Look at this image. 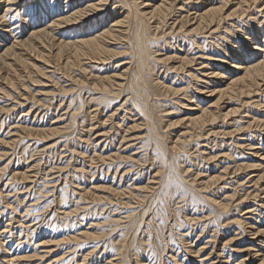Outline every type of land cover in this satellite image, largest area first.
Listing matches in <instances>:
<instances>
[{
  "label": "rangeland",
  "instance_id": "obj_1",
  "mask_svg": "<svg viewBox=\"0 0 264 264\" xmlns=\"http://www.w3.org/2000/svg\"><path fill=\"white\" fill-rule=\"evenodd\" d=\"M91 1L50 0L45 12V0L0 6V53L29 38V47L15 49L27 66L0 62V264H264V80L242 85L243 69L218 63L250 52L248 63L264 60V0H177L156 38L150 21L148 36L164 60L152 77L159 81H142L149 120L122 84L131 56L118 32L125 27H113L118 37L107 39L106 61L81 56L71 63V49L55 46L123 18L117 0H104V13L84 25L52 24ZM59 2L67 7L54 10ZM212 6L223 8L215 33L206 24L191 31ZM43 28L47 38H30ZM186 58L193 62L180 69ZM213 69L226 78H210ZM202 112L205 125L189 122Z\"/></svg>",
  "mask_w": 264,
  "mask_h": 264
},
{
  "label": "bare ground",
  "instance_id": "obj_2",
  "mask_svg": "<svg viewBox=\"0 0 264 264\" xmlns=\"http://www.w3.org/2000/svg\"><path fill=\"white\" fill-rule=\"evenodd\" d=\"M19 0H4V2L3 3H0V6L1 7H3V8H5L6 6H7V4H9V3H11V4H16L17 2H18ZM48 1H50V0H45V2L41 5V7H42V11L41 12H45L46 11V9H47V7H48ZM68 1V0H67ZM119 3H120V7L122 8V9H124L123 10V18L121 19V20H116V21H114V22H112V26L111 25H108V26H106V25H104V28H102V29H100L99 31H97L95 34H93V35H89V34H87L86 36H84V37H77V38H75V37H72V38H75V40L74 39H71L70 38V35H69V39L68 40H60V41H58V42H55V43H53V44H55V46L57 47V50H58V52L59 53H61L62 51H64V50H67V49H71V55H72V59L71 60H73L71 63H73V62H75V61H77L81 56H84V57H86L87 59H89V60H91V61H93V60H96V59H98V60H100V61H102V60H105V55L107 54V55H109V53H111V49L109 50V49H107L108 47H106L107 45L106 44H108V41H107V39H111V38H113V37H115L116 38V36L118 37V35L115 33V30L113 29V27H125L123 30H118V32H120V34L122 33V34H124L125 36V39H126V42H127V45L126 46H128V48H127V50L126 51H128L129 50V53H130V62H129V66L128 67H126V72H125V76H126V79H125V83H122L123 84V86H124V88L126 87V90H127V93L128 94H130V96H129V99H128V101H130V102H132L135 106H137L138 108H140L141 110H142V113H143V115L149 120L150 119V113H152V112H149L148 111V109H147V107H146V97H147V92H146V90L143 88V83H142V81H144L145 83H146V77H149L150 78V80L151 81H156V80H158L157 79V77H155L154 76V78H152L153 77V74H155L154 73V71H155V68H156V65H157V61L158 60H164L163 58H158L156 55L157 54H155L156 52H157V49H154V47H153V40H152V38H149V33L151 34L152 33V31H150V23L152 22V23H154L155 22V27H154V29H153V32H154V37L156 36V32H155V30H156V28L158 27L157 25L159 24V23H163V24H166L167 23V21H168V15L171 13V11H173L174 10V8H175V6H176V1L177 0H161V2L160 3H158V4H156V5H152V6H150L149 4H147V1L146 0H142L141 2H137L136 0H117ZM190 1H193V0H190ZM199 1H201V0H199ZM228 1V0H227ZM242 1V0H241ZM244 1H247V0H243L242 2H244ZM2 2V1H1ZM42 2V1H41ZM103 2H105L104 0H99V1H95V0H92L91 1V3H88L86 6H84L85 8H82L81 7V5L79 6V8H77L76 10H74V11H72V12H70L69 14H66V15H62L61 17H59V18H56L55 20H53L52 21V24L53 25H55V26H60V25H66V26H71L72 24H75V23H78V22H80L81 21V24H83L84 25V22H85V20H88V18L91 16V17H93V14L94 13H102V11H103V13H104V10H102V8L103 7H105V4L104 5H102L101 3H103ZM108 2V1H107ZM224 2H225V0H224ZM6 3V4H5ZM58 3V2H57ZM63 4H60V2H59V4H58V6L57 7H55L54 8V10H58V9H60V8H65V7H67V4H65L64 2H62ZM72 3V2H71ZM118 3V4H119ZM199 3V2H198ZM68 4H69V2H68ZM108 4V3H107ZM243 4V3H242ZM13 5H11V6H13ZM31 5V4H30ZM57 5V4H56ZM62 6V7H61ZM0 7V8H1ZM34 7V6H33ZM53 7V6H52ZM78 7V6H77ZM115 7V6H114ZM249 7V6H248ZM11 8V7H10ZM9 8V9H10ZM30 8H31V6H30ZM37 8H39V7H37ZM50 8V7H49ZM209 8V7H208ZM221 8V7H220ZM220 8H218L217 6L215 7H211L210 9H208V10H206L203 14H201L200 15V13H199V17L197 16L196 18H195V22L197 21V20H199V22H198V24L197 25H195V27L194 28H192V30L191 31H196V33H197V31H199V30H201V29H204L203 27V25H205L206 24V26H210V28H211V26H215V25H217L218 26V23L219 22H217V21H221L222 20V18H220V14L222 13L221 12V10H220ZM13 9V8H12ZM16 10H17V8H15ZM33 9V8H32ZM31 9V10H32ZM121 9V10H122ZM207 9V8H206ZM221 9H223V8H221ZM3 10V9H2ZM5 10H7V9H5ZM24 10V9H23ZM48 10V9H47ZM53 10V9H52ZM53 10V11H54ZM12 11V10H11ZM66 11V10H65ZM70 11V10H69ZM223 11V10H222ZM5 12V11H4ZM23 12V11H22ZM29 12H30V10H29ZM32 12V11H31ZM39 12V11H38ZM57 13V12H56ZM55 13V14H56ZM59 13V12H58ZM232 13H234V12H232ZM244 13V12H243ZM10 14V13H9ZM22 14V13H21ZM39 14V13H38ZM44 14V13H43ZM60 14H62V13H60ZM1 15H3V14H1ZM24 15V14H23ZM33 15V14H32ZM48 15V14H47ZM192 15V14H191ZM232 15V14H231ZM22 16V15H21ZM34 16V15H33ZM11 18V17H10ZM36 18V17H35ZM39 18H41L40 16H39ZM226 18V17H225ZM1 21H3V19H0ZM5 20V19H4ZM152 20V21H151ZM191 19L189 18L188 19V17H186V22L187 23H189V21H190ZM254 20V19H253ZM73 21H76V22H74V23H72V24H70L71 22H73ZM95 21V20H94ZM151 21V22H150ZM255 21V20H254ZM96 22V21H95ZM256 22V21H255ZM257 22H259L258 20H257ZM262 22V21H261ZM3 23V22H2ZM91 23V22H90ZM94 23V22H93ZM101 23H103V22H101ZM254 23V22H253ZM252 23V24H253ZM92 24V23H91ZM183 24V23H182ZM0 25H2V24H0ZM11 25V24H10ZM26 25V24H25ZM51 25V24H50ZM97 25H98V23H95V25H93V28H96L97 27ZM258 25V24H257ZM65 26V27H66ZM182 26H184V25H182ZM182 26H180V28H182ZM209 26H208V28H209ZM217 26L216 27H213L214 28V30H213V32L217 29ZM239 26V25H238ZM256 26V25H255ZM4 27V26H3ZM2 27V28H3ZM44 27V26H43ZM53 27V26H52ZM92 27V26H91ZM176 27V26H175ZM25 28V27H24ZM209 28V29H210ZM257 28H259V27H257ZM257 28H256V30H257ZM260 28H261V26H260ZM9 29V28H8ZM90 29H92V28H90ZM121 29V28H120ZM165 29H167V28H165ZM169 29V28H168ZM177 29H179V27L177 28ZM191 29V28H190ZM264 29V28H263ZM51 30H53V29H51ZM117 30V29H116ZM173 30H174V28H173ZM180 30V29H179ZM1 31H3V30H1ZM5 31H8L7 29L5 30ZM177 31V30H176ZM188 31V30H187ZM24 32V31H23ZM180 32V31H179ZM178 32V34H180ZM184 32L186 33V30H184ZM193 32V33H194ZM208 32V31H207ZM206 32V33H207ZM246 32V31H245ZM256 32V31H255ZM258 32H260V31H258ZM257 32V33H258ZM3 33V32H2ZM8 33V32H7ZM6 33V34H7ZM17 33V32H16ZM131 33V34H130ZM175 33V32H174ZM215 33V32H214ZM5 34V35H6ZM18 34V33H17ZM49 33H46V31H45V29L43 28V29H35V30H33V31H31V34H30V38L31 37H34V38H38V40L40 41V40H44L45 38H47L46 37V35H48ZM172 34V33H171ZM184 34V33H183ZM199 34V33H198ZM251 34H253V33H251ZM262 34V33H261ZM3 35V34H2ZM1 35V36H2ZM4 35V37H6ZM16 35V34H15ZM131 35V36H130ZM175 35V34H174ZM204 35V34H203ZM214 35V34H213ZM243 35V34H242ZM255 35V34H254ZM257 35H260V33L259 34H257ZM0 36V37H1ZM8 36V35H7ZM12 36V35H11ZM10 36V37H11ZM119 36H121V35H119ZM244 36V35H243ZM264 36V35H263ZM12 37H14V36H12ZM49 37V36H48ZM167 37V36H166ZM233 37V36H232ZM254 37H257V36H254ZM3 38V37H2ZM7 38V37H6ZM120 38V37H119ZM156 38V37H155ZM159 38V37H158ZM245 38L246 37H244L243 38V40H242V42H244V40H245ZM248 38V37H247ZM252 38V37H251ZM5 39V38H4ZM17 39V38H16ZM22 39V38H21ZM19 40V39H17V41L15 40V42L14 43H12V44H10V45H8L7 47H5L4 49H2L1 50V53H0V62L1 63H4V60L6 59V58H10V59H13V60H15V62H16V64H17V62H20L23 66H27V64H26V62L21 58V56L19 55V53H17L16 52V50L15 49H17L18 47H21V48H25L26 46H28V44H29V42H27L28 40L27 39H29V38H27L26 40ZM33 39V38H32ZM109 39V40H110ZM124 39V40H125ZM249 39V38H248ZM1 41H2V39H0ZM9 40V39H8ZM114 40V39H113ZM116 40V39H115ZM118 40V39H117ZM116 40V41H117ZM220 40V39H219ZM250 40V39H249ZM256 40V39H255ZM0 41V42H1ZM4 41V40H3ZM54 41V40H53ZM52 41V42H53ZM241 41V40H240ZM248 41V40H247ZM246 41V42H247ZM252 41V40H251ZM262 41V40H261ZM5 42H6V40H5ZM4 42V43H5ZM9 42H10V40H9ZM12 42V41H11ZM109 42H111V41H109ZM211 42V41H210ZM219 42V41H218ZM2 43V42H1ZM0 43V44H1ZM51 43V42H50ZM115 43V42H114ZM160 43V42H159ZM235 43V42H234ZM249 43H251V42H249ZM32 44V43H31ZM43 44V43H42ZM170 44V43H169ZM212 44V43H211ZM221 44V43H220ZM246 44V43H245ZM252 44H254V43H252ZM263 44V43H262ZM214 45V44H213ZM25 46V47H24ZM40 46V45H39ZM52 46H54V45H52ZM111 46H112V44H111ZM217 46V45H216ZM220 46H222V45H220ZM236 46V45H235ZM252 46H254V45H252ZM258 46V45H257ZM29 47V46H28ZM167 47V46H166ZM237 48H238V46H236ZM236 47H234V48H236ZM35 48V47H34ZM39 48V47H38ZM157 48V47H156ZM160 48V47H159ZM231 48H233V47H231ZM30 49V48H29ZM220 49V48H219ZM240 49V48H239ZM252 49V48H251ZM253 49H258L257 47H254ZM231 50H233V49H231ZM230 50V51H231ZM234 50H236V49H234ZM241 50V49H240ZM125 51V50H124ZM224 51V50H223ZM229 51V50H228ZM229 51V52H230ZM255 51V50H254ZM258 51V50H257ZM112 52H114V50H112ZM115 52H117V51H115ZM30 53V52H29ZM221 53V52H220ZM225 53V52H224ZM233 53V52H232ZM234 53H236V52H234ZM261 53H263V52H261ZM49 54V53H48ZM52 54V53H51ZM114 54V53H113ZM118 54H120V53H118ZM117 54V55H118ZM223 54V53H222ZM247 54V53H246ZM255 54V53H254ZM111 55V54H110ZM116 55V54H115ZM114 55V56H115ZM250 55H251V52H250V54L249 55H243V54H236V56H232V55H230V56H225V61H220V59H219V62H218V60H216V58H215V61H217L219 64L220 63H222V64H226L227 66H228V68L231 70V71H235L236 69L238 70H244V76L241 78V76H240V82L242 83V85L243 84H246V85H248L249 83L250 84H252V85H254V84H256V86H258L259 85V82H258V80H261V81H263L264 80V60H261V61H258L257 63H248L250 60ZM33 57V56H32ZM41 57H42V55H41ZM61 57V56H60ZM60 57H58V58H60ZM64 57V56H63ZM110 57H112V56H110ZM160 57V56H159ZM167 57V56H166ZM30 58V57H29ZM209 58V57H208ZM212 58V57H211ZM193 59V58H192ZM165 60H170V57H167V58H165ZM213 60V59H212ZM222 60V59H221ZM259 60V59H258ZM67 61H69V60H67ZM106 61V60H105ZM211 61V60H210ZM10 62V61H9ZM180 62H182V64H180V69H182L183 67H185V65H188V63L190 64V63H192L193 62V60H190V59H182ZM216 62V63H217ZM215 63V62H214ZM5 65H7V68L8 67H11V66H9L10 65V63H4ZM203 64V63H202ZM209 64V63H208ZM242 64V65H241ZM243 64H246V65H243ZM49 65V64H48ZM79 65V64H78ZM100 65V64H99ZM201 65V64H200ZM3 66V65H2ZM202 66H204V65H202ZM207 66V65H206ZM205 66V67H206ZM220 66V65H219ZM243 66V67H242ZM33 67V66H32ZM67 67H69V66H67ZM171 67L172 66H170V69H171ZM215 67V66H214ZM6 68V69H7ZM26 68V67H25ZM35 68V67H34ZM82 68V67H81ZM179 68H175V69H179ZM11 69V68H10ZM66 69V68H65ZM68 69V68H67ZM84 69V68H83ZM184 69V68H183ZM84 70H86V69H84ZM210 70V69H209ZM216 69H213L211 72H209V74L211 75H209V74H206V75H209L210 76V78H212V77H216L217 75H219V78L220 77H222V78H226V76H224V75H222L221 73H217V71H215ZM203 72V71H202ZM219 72V71H218ZM83 73V72H82ZM204 73V72H203ZM225 73V72H224ZM230 74H232V72H230ZM15 75V74H14ZM195 75V74H194ZM204 75H205V73H204ZM227 75V74H226ZM196 77V76H195ZM11 78V77H10ZM85 78V77H84ZM107 78V77H106ZM105 78V79H106ZM101 79H103V78H101ZM100 79V80H101ZM156 79V80H155ZM194 79V78H193ZM6 80L8 81V78H6ZM9 80H11V79H9ZM107 80V79H106ZM211 80V79H210ZM112 81V80H111ZM159 81V80H158ZM154 82V84L155 85H158V86H160L161 85V83L160 82ZM208 81V80H207ZM209 82V81H208ZM207 82V83H208ZM235 82H237V79L235 80ZM239 82V83H240ZM12 82H10V84H11ZM93 83V82H92ZM100 83V82H99ZM103 83V82H102ZM97 84V83H94L93 84V86H95L96 88L98 87H100L102 90H106V91H111L110 89H109V87L107 88L106 86H104L103 84ZM206 83V84H207ZM238 83V84H239ZM240 83V84H241ZM215 84H217V83H215ZM233 85L232 86H234L235 84H237V83H232ZM121 85V84H120ZM205 85V84H204ZM212 85H214V84H212ZM251 85V86H252ZM169 86V85H168ZM168 86H165L164 88H165V93L166 92H171V93H176V92H178L176 89H172L171 87H168ZM208 86V85H207ZM245 86V85H244ZM249 86V85H248ZM152 87V86H151ZM211 87V86H210ZM261 87V86H260ZM260 87H259V89H260ZM117 88V87H116ZM212 88V87H211ZM230 88V87H229ZM239 88H242V86L241 87H239ZM249 88V87H248ZM223 90H224V88H222ZM1 90V89H0ZM17 90V89H16ZM148 90V89H147ZM197 90V89H196ZM200 90V89H199ZM210 90V89H209ZM231 91L233 90V89H230ZM242 90V89H241ZM246 90V89H245ZM252 90V89H251ZM198 91V90H197ZM208 91V90H207ZM206 91V92H207ZM238 91V90H237ZM240 91V90H239ZM224 92V91H223ZM226 92H227V89H226ZM241 92V91H240ZM244 92H246V91H244ZM252 92V91H251ZM160 93V92H159ZM202 93V92H201ZM204 93V92H203ZM202 93V94H203ZM208 93V92H207ZM210 95H212L213 93H214V91L213 90H211L210 92ZM247 93H248V91H247ZM246 93V94H247ZM150 94V93H149ZM263 94V93H262ZM98 95V94H97ZM206 95V94H205ZM219 95H220V93H219ZM23 96V95H22ZM202 96V95H201ZM207 96H208V94H207ZM260 96V95H259ZM212 97V96H211ZM191 98V97H190ZM261 98V97H260ZM205 99V98H204ZM252 99V98H251ZM202 100V99H201ZM257 100H259V99H257ZM220 101V100H219ZM18 102V101H17ZM192 102V101H191ZM246 102V101H245ZM216 103V102H215ZM131 105V104H130ZM148 106V105H147ZM158 107V106H157ZM185 108V107H184ZM54 109V108H53ZM190 109V108H189ZM199 109V108H198ZM28 110V109H27ZM131 110V109H130ZM201 110H203V109H201ZM201 110H199V112L201 111ZM205 110V111H204ZM203 111H204V113H206L207 111H206V109H204ZM198 111V110H197ZM212 111H211V109H210V113H211ZM156 113V112H155ZM203 112H202V115H199L198 114V117H195L194 116V118H190V120H189V122H191V123H193V124H197L198 125V123H203V121H205V119H204V114ZM23 114V113H22ZM48 114V113H47ZM154 114V113H153ZM209 114V113H208ZM207 113H206V116L208 115ZM211 115H212V113H211ZM215 115V114H214ZM213 115V116H214ZM218 115V114H217ZM211 117L212 119H215L214 117ZM158 117H159V115H158ZM208 118H210V115H209V117ZM208 118H206V119H208ZM154 119V118H153ZM210 120V119H209ZM181 121V120H180ZM152 122V121H151ZM140 123V122H139ZM261 123V122H260ZM152 124V123H151ZM154 124H156L155 122H154ZM182 124V123H181ZM192 124V125H193ZM200 124L198 125V126H200ZM204 125H205V123H203ZM98 125V124H97ZM191 125V126H192ZM252 125V124H251ZM29 126V125H28ZM203 126V125H202ZM250 126V125H249ZM31 127V126H30ZM168 127V126H167ZM242 127V126H241ZM44 128V127H43ZM62 128V127H61ZM77 128H78V126H77ZM259 128V127H258ZM263 128V127H262ZM123 129V128H122ZM152 129V128H151ZM198 129V128H197ZM196 129V130H197ZM203 129V128H202ZM254 129V128H253ZM55 130V129H54ZM91 130V129H90ZM193 130V129H192ZM249 130V129H248ZM257 130V129H256ZM30 131V130H29ZM37 131V130H36ZM35 131V132H36ZM51 131H53V130H51ZM235 131V130H234ZM27 132H28V130H27ZM34 132V131H33ZM45 132V131H44ZM43 132V133H44ZM60 131L58 130V133H59ZM151 132V131H150ZM149 132V133H150ZM157 132V131H156ZM29 133V132H28ZM31 133V132H30ZM37 133V132H36ZM39 133H40V131H39ZM42 133V134H43ZM54 133V132H53ZM57 133V132H56ZM79 133V132H78ZM152 134V133H151ZM188 134V133H187ZM211 135V134H210ZM215 135V134H214ZM156 137V136H155ZM33 138V137H32ZM115 138V137H114ZM153 139V138H152ZM157 139H159V138H157ZM156 138H155V140H157ZM251 139V138H250ZM164 140V139H163ZM174 140V139H173ZM152 141V140H151ZM203 141V140H202ZM150 142V141H149ZM148 142V143H149ZM157 142L159 143V145H160V140L158 141L157 140ZM161 142H162V140H161ZM152 143V142H151ZM151 143H149V144H151ZM155 143V142H154ZM154 143H152V144H154ZM158 143H156L157 145H158ZM248 144V143H247ZM8 145V144H7ZM155 145V144H154ZM172 145V144H171ZM174 145V144H173ZM156 146V145H155ZM177 147H178V145H176ZM154 147V146H153ZM163 147V146H162ZM166 147V146H165ZM181 147V146H180ZM202 147V146H201ZM168 148V147H167ZM171 148V147H170ZM169 148V149H170ZM175 148V147H174ZM183 148V147H182ZM182 148H179V149H181V150H183ZM245 148V147H244ZM255 148H256V146H255ZM153 149V148H152ZM162 149H164V148H162ZM187 149V148H186ZM185 149V150H186ZM158 150V149H157ZM174 150V149H173ZM258 150V149H257ZM154 151H155V149H154ZM159 151V150H158ZM157 151V152H158ZM162 151V150H161ZM164 151V150H163ZM157 152H155V153H157ZM160 152V151H159ZM77 153V152H76ZM154 153V152H153ZM164 153V152H163ZM223 153V152H222ZM84 154V153H83ZM165 154V153H164ZM183 154V153H182ZM186 154V153H185ZM184 154V155H185ZM183 155V156H184ZM118 156V155H117ZM163 156V155H162ZM178 156V155H177ZM182 156V155H181ZM209 156V155H208ZM217 156V155H216ZM2 157V156H1ZM33 157V156H32ZM129 157V156H128ZM187 157V156H186ZM215 157V156H214ZM83 158V157H82ZM102 158V157H101ZM111 158V157H110ZM153 158V157H152ZM114 160V159H113ZM203 160V159H202ZM60 162V161H59ZM108 162V161H107ZM228 162V161H227ZM65 163V162H64ZM246 163V162H245ZM237 164V163H236ZM240 168H249V167H253V166H251V165H246V164H244L243 166H239ZM231 168V167H230ZM35 169V168H34ZM235 169V168H234ZM252 169V168H251ZM27 170V169H26ZM12 171V170H11ZM28 171V170H27ZM241 171V170H240ZM25 173V172H24ZM199 173V172H198ZM202 173V172H201ZM10 174H11V172H10ZM26 174V173H25ZM87 174V173H86ZM34 175V174H33ZM221 175V174H220ZM227 175V174H226ZM21 176V175H20ZM21 177H23V176H21ZM17 178V177H16ZM24 178H25V176H24ZM15 179V178H14ZM26 179V178H25ZM165 180V179H164ZM166 180H167V178H166ZM173 180V179H172ZM179 180V179H178ZM253 180V179H252ZM196 181V180H195ZM174 182V181H173ZM176 182V181H175ZM206 182V181H205ZM170 184H172V183H170ZM178 184H181V183H178ZM79 186V185H78ZM251 186V185H250ZM6 187V186H5ZM155 187V186H154ZM172 187V186H171ZM17 188V187H16ZM168 188V187H167ZM167 188H164V189H167ZM18 189V188H17ZM245 189V188H244ZM192 190V189H191ZM161 191V190H160ZM197 191V190H196ZM140 192V191H139ZM167 192V191H166ZM194 192V191H193ZM1 193V192H0ZM3 193V192H2ZM86 192H84V194H85ZM164 193V192H163ZM200 193V192H199ZM202 193V192H201ZM160 196V195H159ZM158 196V197H159ZM238 196V195H237ZM162 197V196H161ZM160 197V198H161ZM207 197V196H206ZM163 198V197H162ZM165 199V198H164ZM204 199H206V198H204ZM159 200V199H158ZM116 201V200H115ZM144 201V200H143ZM157 201V200H156ZM212 201V200H211ZM136 202V201H135ZM145 202V201H144ZM159 202V201H158ZM157 202V203H158ZM163 202V201H162ZM141 203V202H140ZM156 203V202H155ZM156 203V205H159V204H157ZM164 205V204H163ZM57 206V205H56ZM225 206H226V204H225ZM264 206V205H263ZM220 207H222V211L225 209H223V205L222 206H220ZM228 207V206H227ZM220 209V208H219ZM53 210V209H52ZM221 210V209H220ZM38 211V210H37ZM247 211V210H246ZM225 212V211H224ZM224 212H223V214H224ZM228 212V211H227ZM116 213V212H115ZM262 213V212H261ZM157 215V214H156ZM157 217V216H156ZM249 218H251V217H249ZM120 219V218H119ZM237 219V218H236ZM154 220H156L155 219V217H154ZM235 220V219H234ZM184 221V220H183ZM237 221V220H236ZM155 222V221H154ZM150 223V222H149ZM238 223V222H237ZM240 223H242V222H240ZM261 224V223H260ZM149 225V224H148ZM150 226V225H149ZM192 227V226H191ZM152 228V227H151ZM7 229V228H6ZM156 229V228H155ZM30 230V229H29ZM152 230V229H151ZM150 230V231H151ZM157 230V229H156ZM251 231V230H250ZM256 231H258V230H256ZM156 232V231H155ZM159 232V231H158ZM260 232H262L263 233V231H260L259 230V232H257V233H260ZM152 233V232H151ZM254 233V232H253ZM256 233V234H257ZM246 234V233H245ZM264 234V233H263ZM254 235V234H253ZM130 237V236H129ZM79 238V237H78ZM262 241V240H261ZM253 242V241H252ZM262 243V242H261ZM2 244V243H1ZM247 244V243H246ZM263 244V243H262ZM261 244V245H262ZM263 246H264V244H263ZM263 246H261V249H262V247ZM155 248V246H153V249ZM194 248V247H193ZM212 250V249H211ZM264 250V249H263ZM191 251V250H190ZM91 252V251H90ZM250 253V252H249ZM91 255H93V254H91ZM197 255V254H196ZM63 256V255H62ZM198 256V255H197ZM253 256V255H252ZM131 257V256H130ZM206 257V256H205ZM209 260V259H208ZM138 261V260H137ZM196 261V260H195ZM225 261V260H224ZM141 262V261H140ZM198 262V261H197ZM196 262V263H197ZM200 262V261H199ZM198 262V263H199ZM204 262V261H203ZM193 263H194V261H193Z\"/></svg>",
  "mask_w": 264,
  "mask_h": 264
}]
</instances>
